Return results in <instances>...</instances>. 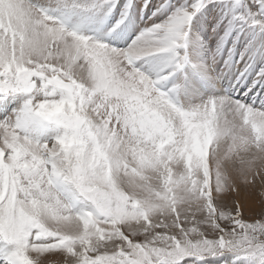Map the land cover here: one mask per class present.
Instances as JSON below:
<instances>
[{
    "label": "snow or ice",
    "instance_id": "6c2138e0",
    "mask_svg": "<svg viewBox=\"0 0 264 264\" xmlns=\"http://www.w3.org/2000/svg\"><path fill=\"white\" fill-rule=\"evenodd\" d=\"M0 264H264V0H0Z\"/></svg>",
    "mask_w": 264,
    "mask_h": 264
}]
</instances>
